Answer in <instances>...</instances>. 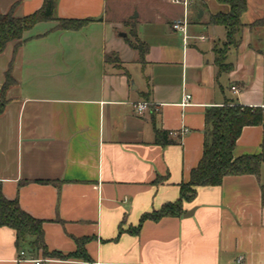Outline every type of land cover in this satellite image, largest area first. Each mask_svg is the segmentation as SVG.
<instances>
[{
  "label": "crops",
  "instance_id": "1",
  "mask_svg": "<svg viewBox=\"0 0 264 264\" xmlns=\"http://www.w3.org/2000/svg\"><path fill=\"white\" fill-rule=\"evenodd\" d=\"M116 1L56 0L55 18L91 22L76 31L37 24L15 54L9 43L0 55V87L12 58L16 81L0 115L3 195L43 221L48 251L73 253L76 239L89 238L84 249L93 264H264V163L257 177L228 176L219 186L199 187L179 216L145 220L131 233L144 214L179 199V184L202 155L206 110L226 103L260 109L262 124L242 129L233 156L259 152L264 27L248 26L264 18V0H246L239 43L225 55L228 72L214 64L227 31L208 24L226 6L195 0L184 45L170 28L182 16L180 7L128 0L116 16ZM42 3L0 0V12L16 4L15 17H24ZM132 26L148 47L143 62L125 42ZM113 54L121 69L105 63ZM185 95L190 99L183 105ZM142 102L151 107L138 115L133 105ZM155 130L186 132L160 146ZM23 251L20 256L14 232L0 228V264H34Z\"/></svg>",
  "mask_w": 264,
  "mask_h": 264
},
{
  "label": "trees",
  "instance_id": "2",
  "mask_svg": "<svg viewBox=\"0 0 264 264\" xmlns=\"http://www.w3.org/2000/svg\"><path fill=\"white\" fill-rule=\"evenodd\" d=\"M217 4L226 6L228 11L211 15L208 24L211 26H222L227 35L224 47L225 55L229 46L239 43L238 33L243 29L240 16L246 9V0H215ZM56 0H43L41 7L34 13L15 17L12 5L7 13L0 12V55L9 43H14V51L26 41L24 34L31 31L37 24L54 22V30L76 31L91 22L90 19H57L54 17ZM128 24V23H127ZM264 27V18L255 21L248 26ZM126 44L138 54L139 62H143L148 47L141 42L134 31L130 28ZM214 52L216 50L214 49ZM225 55L215 57L214 64L219 72H228L231 65L226 63ZM105 63L112 64L116 69H121L118 57L113 54L105 57ZM13 58L10 60L4 72V80L0 87V115L4 112L9 100L5 97L6 91L16 84L12 77ZM205 131L203 150L201 158L189 173L188 181L179 184V199L176 202L165 203L159 210L144 214L138 226L131 233H137L141 223L145 220L158 221L163 217L179 216L182 212V202H191L199 187H216L228 176L253 175L258 176L259 169L264 163V141L260 150L255 155L233 156L237 139L244 127L259 126L262 124V112L260 109L241 107L235 104H224L206 110ZM171 133L155 130L154 143L165 146L173 144L170 139ZM261 204L264 206V187H261ZM0 228H8L14 232L15 244L20 252L26 253L29 258L57 259V260H80L86 264H93L87 255L84 244L89 238L76 239L77 249L73 253L62 254L56 251H48L44 240L43 221L36 219L26 213L19 206L16 199H6L2 193L0 183Z\"/></svg>",
  "mask_w": 264,
  "mask_h": 264
},
{
  "label": "built area",
  "instance_id": "3",
  "mask_svg": "<svg viewBox=\"0 0 264 264\" xmlns=\"http://www.w3.org/2000/svg\"><path fill=\"white\" fill-rule=\"evenodd\" d=\"M195 2V0H169V3L175 6H178L182 9V16L176 20H174L171 24H170V28L172 31L180 34L182 36V40L184 45H186L187 42V27H188V16H189V8L191 7V5ZM200 40H203L204 37L201 36L199 37ZM231 91L233 93H237L238 92V88H236L235 86L231 87ZM190 99L189 95H185L183 97V105L187 103V101ZM150 105L148 103L142 102V103H137L135 105H133V109L135 111L136 114L141 115L144 112L150 110ZM184 132H186L185 130H183L182 132L179 133H171L172 136L178 137L182 134H184ZM20 256H24L23 252H20ZM32 263L34 264H41V262L43 260H39V259H31L30 260Z\"/></svg>",
  "mask_w": 264,
  "mask_h": 264
},
{
  "label": "rangeland",
  "instance_id": "4",
  "mask_svg": "<svg viewBox=\"0 0 264 264\" xmlns=\"http://www.w3.org/2000/svg\"><path fill=\"white\" fill-rule=\"evenodd\" d=\"M128 2H129L128 0H117L115 2L114 9H115V15L116 16H118L119 14H121L122 12H124L127 9V7L129 6ZM223 45L224 44H220V45L215 46V50L217 52V53H215V57H220V56L225 55L226 47H224Z\"/></svg>",
  "mask_w": 264,
  "mask_h": 264
},
{
  "label": "water",
  "instance_id": "5",
  "mask_svg": "<svg viewBox=\"0 0 264 264\" xmlns=\"http://www.w3.org/2000/svg\"><path fill=\"white\" fill-rule=\"evenodd\" d=\"M121 36H122V37H126V35H125V34H121Z\"/></svg>",
  "mask_w": 264,
  "mask_h": 264
}]
</instances>
